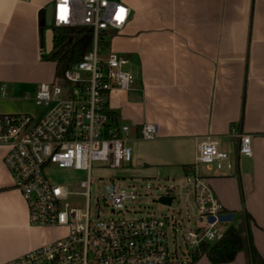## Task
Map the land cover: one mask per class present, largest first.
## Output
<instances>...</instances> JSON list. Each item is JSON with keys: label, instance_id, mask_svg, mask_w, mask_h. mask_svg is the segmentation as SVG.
<instances>
[{"label": "crops", "instance_id": "crops-1", "mask_svg": "<svg viewBox=\"0 0 264 264\" xmlns=\"http://www.w3.org/2000/svg\"><path fill=\"white\" fill-rule=\"evenodd\" d=\"M132 17L117 33V48L131 61L136 82L114 90L109 103L130 125L138 170L160 169L205 177L239 226L249 215L253 245L264 263V0H125ZM54 0H0V113H40L41 82L55 79L42 26ZM39 113V114H40ZM154 123V139L140 137ZM252 137V156L215 165L197 163L207 136L228 151L238 134ZM0 145V264L66 235L62 226L30 224L29 209L5 163ZM232 163V167L229 164ZM226 167V169H225ZM232 220V221H233ZM195 264H213L201 256ZM225 264H253L247 250Z\"/></svg>", "mask_w": 264, "mask_h": 264}, {"label": "built area", "instance_id": "built-area-1", "mask_svg": "<svg viewBox=\"0 0 264 264\" xmlns=\"http://www.w3.org/2000/svg\"><path fill=\"white\" fill-rule=\"evenodd\" d=\"M53 27L90 28L92 48L80 60L69 63L53 81L41 82L35 103L40 114L0 113V145L8 148L5 163L14 188L21 192L29 209L30 224L62 226L61 238L32 249L5 264H195V254L205 242L220 240L226 230L224 205L216 197L208 180L193 177L198 221L186 231L187 250L177 244V219L148 216L143 218H102L98 207L93 220L90 207L91 171L95 166L117 169L133 160L129 144L130 125L120 122L110 106L114 90H130L136 82L128 58L111 52L103 55L100 41L104 30L122 31L132 17L125 0H54ZM6 84H0V92ZM157 126L144 123L140 137L154 139ZM237 154L252 156V137L239 133ZM230 160L213 136L198 143L197 163L221 168ZM232 167V163L229 164ZM52 167L86 170L88 180L85 209L73 207L67 200L71 191L65 184L54 183ZM109 178L106 204L112 211L126 208L134 198L120 189L121 178ZM167 195H171L169 192ZM215 217L214 221L210 217Z\"/></svg>", "mask_w": 264, "mask_h": 264}, {"label": "rangeland", "instance_id": "rangeland-1", "mask_svg": "<svg viewBox=\"0 0 264 264\" xmlns=\"http://www.w3.org/2000/svg\"><path fill=\"white\" fill-rule=\"evenodd\" d=\"M116 34H110L105 39L108 45L103 52V55L108 56L111 52H116L121 56L129 59L124 50L117 48L115 40ZM102 37V36H101ZM102 39V38H101ZM130 61V59H129ZM131 66V61L130 65ZM36 112L35 114H39ZM238 146L228 149L230 159H235ZM201 166L206 164L201 163ZM138 165L133 161L124 164L121 168L110 169L101 166H95L91 171L90 185V207L91 216L96 220L98 207H102V218L126 217V218H143L148 216L174 217L177 219V244L183 250H187V245L184 240L186 231L190 229L196 221L199 223V212L194 199L193 177L185 175L181 170L174 173L166 169H160L156 178L147 177L138 170ZM226 169V167H225ZM50 178L54 183L65 184L71 191L68 202L73 207H81L85 209L87 196L84 192L87 190L82 186V182L88 180V172L75 168H57L52 167L49 170ZM121 178L120 189L126 194L135 193L134 198L127 199L124 204L126 208L122 211H112L111 207L106 204V185L109 183V178ZM169 192L175 196L171 205L159 202L161 195ZM237 220L229 222L237 225ZM227 225V224H226Z\"/></svg>", "mask_w": 264, "mask_h": 264}, {"label": "trees", "instance_id": "trees-1", "mask_svg": "<svg viewBox=\"0 0 264 264\" xmlns=\"http://www.w3.org/2000/svg\"><path fill=\"white\" fill-rule=\"evenodd\" d=\"M42 26L46 31L44 18H42ZM54 31L55 47L48 55L52 60H58V69L61 73L69 63L80 60L83 54L92 48L93 32L90 28L85 27H54ZM110 34L114 35L116 31L104 30L100 35V41L103 45H108L105 37ZM226 224L227 230L220 240L213 243L205 242L201 245L195 254V262L201 256L206 255L213 264H225L233 261L239 252L247 250L252 257L253 264H264L253 245L249 228V215L243 213L239 226L229 222Z\"/></svg>", "mask_w": 264, "mask_h": 264}, {"label": "water", "instance_id": "water-1", "mask_svg": "<svg viewBox=\"0 0 264 264\" xmlns=\"http://www.w3.org/2000/svg\"><path fill=\"white\" fill-rule=\"evenodd\" d=\"M53 18H54V4L50 3L45 8V11H44V21L47 27L46 32H45V42H46L45 49H46L47 54H50L54 50V47H55V31H54V27L52 26ZM174 199H175L174 195L164 194L159 197L158 201L171 205ZM234 216H235V213L229 212V213L220 215L219 219L221 221L231 222ZM210 220L214 221L215 217L211 216Z\"/></svg>", "mask_w": 264, "mask_h": 264}]
</instances>
